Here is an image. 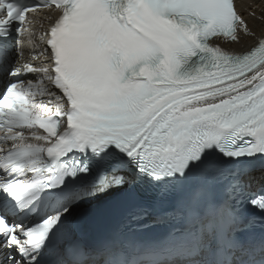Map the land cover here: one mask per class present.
<instances>
[{"label": "snow or ice", "instance_id": "6c2138e0", "mask_svg": "<svg viewBox=\"0 0 264 264\" xmlns=\"http://www.w3.org/2000/svg\"><path fill=\"white\" fill-rule=\"evenodd\" d=\"M256 160L264 33L235 0H0V264H264Z\"/></svg>", "mask_w": 264, "mask_h": 264}, {"label": "bare ground", "instance_id": "6f19581e", "mask_svg": "<svg viewBox=\"0 0 264 264\" xmlns=\"http://www.w3.org/2000/svg\"><path fill=\"white\" fill-rule=\"evenodd\" d=\"M237 7L239 11L245 16V18L248 19L250 26L256 32L257 36L264 33V19H261L262 15H264V0H237ZM253 12L255 13V18H253L251 15ZM40 23L41 21L34 20L32 25V29L37 32V35H39V33L42 31L40 28ZM43 27L45 29L44 22ZM251 43L252 40L244 38L241 45H233V47L239 50L242 45L247 47ZM25 58H29L27 47L25 49Z\"/></svg>", "mask_w": 264, "mask_h": 264}]
</instances>
